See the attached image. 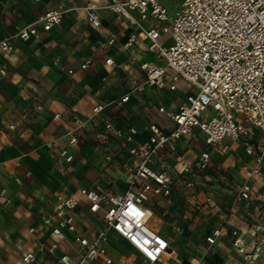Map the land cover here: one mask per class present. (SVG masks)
Listing matches in <instances>:
<instances>
[{"label": "crops", "instance_id": "1", "mask_svg": "<svg viewBox=\"0 0 264 264\" xmlns=\"http://www.w3.org/2000/svg\"><path fill=\"white\" fill-rule=\"evenodd\" d=\"M93 1L98 6L99 27L88 22L82 8L85 0H0V39L15 34L46 10H66L57 26L49 31L39 29V35L27 41L16 39L12 52L1 53L0 68L6 75L0 74V264H63L59 258L64 253L77 260L76 245L67 241H61L53 253L38 250L52 241L49 230L41 224V211L53 209L56 194L75 195L80 199L72 212L75 222L84 236L92 238L103 225L102 216L89 211L79 189L122 194L127 187L123 151L112 137L102 141L85 132L77 147L69 148L74 155L72 162L57 156L68 148L64 132L73 115L88 117L96 104H102L104 109L91 117L96 129H101L106 119L123 128L134 126L140 138L147 136V127L153 122L172 129V120L158 109L174 111L195 91L183 79L174 90L145 83L140 64L164 61L148 50L138 28L105 8L109 0ZM161 24L151 17L142 22L144 28ZM132 33L137 34L131 46L134 59L123 45ZM111 38L113 43L108 44ZM161 41L167 45L170 39L162 35ZM55 59H59L57 64ZM88 59L89 65L81 68ZM135 83L143 84V91L132 90ZM127 92L129 100L118 104ZM56 113L60 116L53 120ZM10 124H15L14 129ZM249 139L254 147L251 155L246 154L243 139L206 144L198 130L174 143V149H160L158 155L177 167L192 163L205 150L210 162L193 187H185L179 177L170 195H151L144 201L143 206L151 212L149 226L168 241L167 253L152 264H237L241 256L232 244V232L239 233L247 251L256 236H264V229L255 232L253 228L264 226V164L248 179L243 169L246 163L255 165L256 155L262 152L260 131L252 127ZM107 153L113 156L111 162L105 160ZM156 166L162 168V164ZM246 181L251 186L250 198L236 200L237 186ZM31 227L33 232L28 230ZM214 229L221 233L210 245L206 236ZM104 245L110 264H147L114 231L107 233ZM27 251L35 253L30 263L22 261ZM90 264L105 263L98 259ZM256 264H264V246Z\"/></svg>", "mask_w": 264, "mask_h": 264}, {"label": "built area", "instance_id": "2", "mask_svg": "<svg viewBox=\"0 0 264 264\" xmlns=\"http://www.w3.org/2000/svg\"><path fill=\"white\" fill-rule=\"evenodd\" d=\"M179 9L170 17L166 7L159 0H109L105 8L124 17L144 35L147 47L163 64L142 62L140 69L145 72V83L157 89L176 88V83L183 79L195 88L185 96L177 109L167 111L160 107L173 122L170 130H165L157 123H150L148 134L139 138L134 126L123 128L103 119L101 129L91 123V117L99 114L104 105L96 104L88 117L73 115L71 124L64 132L68 148L61 149L57 156L70 163L74 155L69 148L79 144L86 132L95 135L98 140L111 137L120 144L123 151L124 172L127 176V187L122 194L99 191L91 187H81L80 195L84 197L90 212H99L102 216V227L92 238L84 236L75 222L72 212L79 206L80 199L72 194H56L51 211H41L42 226L49 230L52 241L49 245L38 247L40 251L53 253L61 241L76 245L78 259L73 260L64 253L59 260L63 264H90L102 259L110 264L104 245L107 233L114 231L124 238L147 262H156L168 251V241L148 224L151 216L149 209L143 206L151 195L168 196L177 178L182 177L184 186L195 185L199 173L204 171L210 162L208 151H200L192 163L180 167L170 165L158 155L160 149L174 143L198 130L204 135L206 144H217L228 138L243 139L245 152L254 153L249 133L252 127L258 129L262 137V152L255 157V165H243L246 177L258 174L264 164V0H174ZM83 10L90 25L99 27L98 6L93 0H85ZM63 9H49L38 15L31 23L18 31L0 39L1 53L15 49V40L27 41L39 35V29L49 31L57 26L65 13ZM154 18L162 24L158 27L144 28L142 22ZM163 22H168L167 24ZM132 33L123 44L135 58L132 43L136 39ZM167 35L170 42L164 45L161 36ZM113 39L108 40L112 44ZM59 59L54 60L57 64ZM107 63L111 59L106 60ZM90 60H85L81 68H86ZM72 73L71 69L67 70ZM0 74L6 75L4 68ZM143 84H134V91H143ZM129 100V92L117 101L118 104ZM40 108V107H38ZM53 115V120L59 118ZM15 124L9 128L14 129ZM96 138V139H97ZM111 162L113 156L105 155ZM162 164V168L156 165ZM19 184V178H15ZM236 200H248L251 186L246 181L238 185L234 193ZM207 198V201H210ZM264 218V209L262 212ZM255 232L264 229L262 224L254 227ZM175 232L180 228L173 227ZM33 232V227L28 229ZM220 229H214L206 236L208 244H213L220 235ZM235 239L233 246L240 254L237 264H256L264 246V236H256L251 250L244 248L239 233L232 232ZM34 251L22 255V261H34Z\"/></svg>", "mask_w": 264, "mask_h": 264}, {"label": "rangeland", "instance_id": "3", "mask_svg": "<svg viewBox=\"0 0 264 264\" xmlns=\"http://www.w3.org/2000/svg\"><path fill=\"white\" fill-rule=\"evenodd\" d=\"M167 9L169 15H174L175 12L179 9V3L178 1L174 0H159ZM168 22H165L167 24ZM163 97V96H161Z\"/></svg>", "mask_w": 264, "mask_h": 264}]
</instances>
